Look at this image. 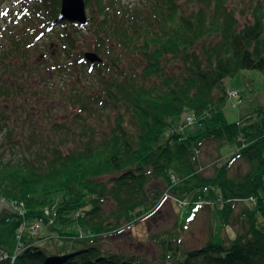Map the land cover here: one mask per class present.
<instances>
[{"label":"trees","instance_id":"trees-1","mask_svg":"<svg viewBox=\"0 0 264 264\" xmlns=\"http://www.w3.org/2000/svg\"><path fill=\"white\" fill-rule=\"evenodd\" d=\"M19 1L0 44V199L24 205L30 219L52 230L75 222L86 237L78 248L73 245L84 240H73L76 233H60L74 242L58 246L27 238L14 264H150L109 250L106 241L149 213L161 195L155 183L166 187L172 175L182 177L173 190L181 201L192 196L199 205L207 191H220L222 227L241 229L191 250L177 232L154 238L161 264H264V107L246 117L258 115L261 124H251L245 140L239 141L238 123L207 125L202 135L239 143L232 159L251 164L241 180L230 176L229 160L210 180L196 175L199 137L185 134L188 125L207 124L227 106L229 78L243 71L264 77L263 2L247 14L228 0L124 7L86 0L89 23L79 26L64 20L61 0ZM85 29L101 64L85 59L78 35ZM47 32L59 50L52 60L39 55V35ZM185 113L194 117L172 127ZM10 218H0V236Z\"/></svg>","mask_w":264,"mask_h":264},{"label":"rangeland","instance_id":"rangeland-1","mask_svg":"<svg viewBox=\"0 0 264 264\" xmlns=\"http://www.w3.org/2000/svg\"><path fill=\"white\" fill-rule=\"evenodd\" d=\"M84 1L87 17L89 18L91 12L87 8L86 0ZM118 1L121 2L120 6L124 7L139 5L143 0ZM186 1L188 0H180L181 3H185ZM255 1L228 0V3L233 8L239 6L241 10H244L248 14L250 13L251 6L255 4ZM261 1L264 4V0ZM19 4V0H0V44L2 31L6 23H8L9 16H17L20 10ZM64 20L70 22L69 20ZM33 27L37 28V25ZM78 35L80 46L85 49V52H94V46L91 43L92 33L85 29L80 30ZM39 36L42 39L38 41L41 47L39 55L47 58V60H52V56L59 54L58 47L55 45V34L47 32ZM85 41L86 43H84ZM225 88L228 93L236 91L238 94L237 97L228 98L227 106L223 110L213 114L207 124L196 120L193 125H188L185 129L187 137H199L194 143L200 146V150L195 153L193 162L196 165L195 174L203 179L210 180L214 178L219 165H223L227 160L231 162L229 173L233 179L241 180L251 171V164L248 161L232 159L239 150L238 142L222 144L218 141H206L202 135L207 130V125L211 126L220 122H227L228 124L238 123L240 130L239 141L245 140L251 132V124L256 121L261 124V119L258 115L253 120H247L246 117L255 115L257 109L264 107V77L258 71H243L234 78H229L226 81ZM59 115L62 114L60 113ZM188 117L194 116L190 113H185L180 118H173L171 120L172 127L179 129L182 124H185ZM62 119V117H59L58 121L61 122ZM39 130L41 132L47 131L43 130L42 127H39ZM74 138L71 133L69 140L73 141ZM180 181H182L181 176L172 175L170 178L171 183L169 182L166 187L163 181L156 182L155 184L159 185L161 190L160 198L155 202L157 205L150 208V212L144 215V217L137 218L138 220L131 227L126 225L121 226L122 228L119 233L108 237L106 248H110L109 250L119 254L140 256L143 259L146 258L150 264H161V245L155 243L154 238L159 239L169 233L177 232L180 234L185 249L188 250L200 248L213 236H225L226 239L228 237L234 238L241 227L237 225L234 230L224 229L222 227L218 208L220 207L222 209L224 204L222 202L219 203L218 208L215 205L219 199L221 200L220 191H207L205 202L202 201L199 205H196L193 202L192 196L188 195L189 197L181 201L178 195L173 194L174 189L181 187ZM242 205L240 204L237 208L235 213L236 217L239 216ZM9 206L13 211H17L18 213H12L6 208L3 209L1 218L6 216H11V218L7 224L3 225L1 230L0 254L2 257H11L9 259L11 260V264H14L18 255L22 252L20 251L21 248L26 246L25 242L27 238L34 243L38 242V245L41 246L47 241H51L58 246L72 244L74 242L65 240L60 233H76V236L72 239H78V242L83 241L86 237V232L81 233V230L77 228L78 224L75 222L67 226L58 224L57 228L61 230L59 232L58 229L52 230L45 224L41 225V220L38 218L36 220L30 219L28 210L24 205L10 203ZM39 226L40 228L37 229ZM41 226H43L42 230ZM41 238H44V240H40ZM82 246H85V240L82 243L73 245V247L77 248Z\"/></svg>","mask_w":264,"mask_h":264},{"label":"water","instance_id":"water-1","mask_svg":"<svg viewBox=\"0 0 264 264\" xmlns=\"http://www.w3.org/2000/svg\"><path fill=\"white\" fill-rule=\"evenodd\" d=\"M61 14L64 19L77 23L81 26H87L89 23L84 0H61ZM85 59L91 65L101 64L103 62L102 58L95 52L85 53ZM4 208L10 210L12 213H18L10 208L7 201L0 199V218Z\"/></svg>","mask_w":264,"mask_h":264},{"label":"built area","instance_id":"built-area-1","mask_svg":"<svg viewBox=\"0 0 264 264\" xmlns=\"http://www.w3.org/2000/svg\"><path fill=\"white\" fill-rule=\"evenodd\" d=\"M237 95H238V94H237L236 91L230 92L229 98H236ZM39 228H40V226L37 227V229H39ZM32 233H33V232H32ZM0 258H1L2 260H7V259L9 258V256H8V257H7V256L2 257L1 254H0Z\"/></svg>","mask_w":264,"mask_h":264},{"label":"bare ground","instance_id":"bare-ground-1","mask_svg":"<svg viewBox=\"0 0 264 264\" xmlns=\"http://www.w3.org/2000/svg\"><path fill=\"white\" fill-rule=\"evenodd\" d=\"M229 95H230V93H229ZM228 238H230V237H228ZM156 243V242H155Z\"/></svg>","mask_w":264,"mask_h":264}]
</instances>
